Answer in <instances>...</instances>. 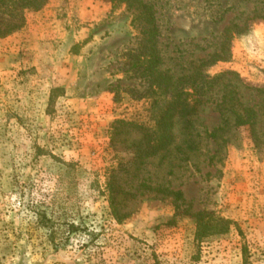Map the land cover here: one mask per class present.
Masks as SVG:
<instances>
[{
  "label": "rangeland",
  "instance_id": "obj_1",
  "mask_svg": "<svg viewBox=\"0 0 264 264\" xmlns=\"http://www.w3.org/2000/svg\"><path fill=\"white\" fill-rule=\"evenodd\" d=\"M146 1L162 70L191 74L227 50L201 68L221 78L191 124L176 118L174 143L153 156L116 125L153 124L126 3L47 0L0 37V264H264V0ZM248 109L254 125L236 124ZM204 210L229 229L198 241Z\"/></svg>",
  "mask_w": 264,
  "mask_h": 264
},
{
  "label": "trees",
  "instance_id": "obj_2",
  "mask_svg": "<svg viewBox=\"0 0 264 264\" xmlns=\"http://www.w3.org/2000/svg\"><path fill=\"white\" fill-rule=\"evenodd\" d=\"M126 3L129 9L133 10L134 22L140 25L142 35V45L139 50L133 52L135 58L133 71L135 76H139L148 82L149 87L144 94L151 98V118L153 124H144L134 121L119 120L116 125L127 126L139 131L142 134L143 143L138 144V151H142L141 157L153 156L161 151L167 150L175 140L174 127L176 118H184L191 124L190 117L196 113L202 103V95L210 90L212 86L221 78V75L209 78L201 71V68L210 65L222 58H226V49L215 52L209 59L203 60L196 71L191 74L174 76L167 70L161 69L162 57L158 47L160 35L154 5L146 0H110ZM47 0H0V11L9 20L17 16V21L0 23V37L18 30L24 21V12L28 9L38 10L44 6ZM15 12V14H14ZM19 19V20H18ZM224 47V46H223ZM233 106V110H235ZM236 111V110H235ZM236 124L254 125L255 114L248 109L246 117L241 112H236ZM220 127L210 133L217 136ZM110 192V202L113 213L118 221H123L127 214L118 212L119 202L117 196L120 186L113 180L108 184ZM177 197H181V192H173ZM193 216L196 218L198 241L215 234L224 233L229 229L230 220L216 216L210 211H199ZM247 262V261H246Z\"/></svg>",
  "mask_w": 264,
  "mask_h": 264
}]
</instances>
